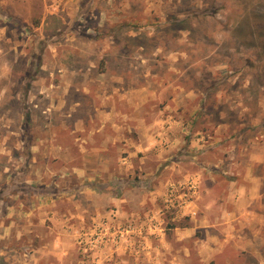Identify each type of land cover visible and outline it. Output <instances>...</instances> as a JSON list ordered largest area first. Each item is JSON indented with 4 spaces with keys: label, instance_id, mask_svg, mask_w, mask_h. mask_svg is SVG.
<instances>
[{
    "label": "rangeland",
    "instance_id": "1",
    "mask_svg": "<svg viewBox=\"0 0 264 264\" xmlns=\"http://www.w3.org/2000/svg\"><path fill=\"white\" fill-rule=\"evenodd\" d=\"M251 173L264 0H0V264H264Z\"/></svg>",
    "mask_w": 264,
    "mask_h": 264
},
{
    "label": "crops",
    "instance_id": "2",
    "mask_svg": "<svg viewBox=\"0 0 264 264\" xmlns=\"http://www.w3.org/2000/svg\"><path fill=\"white\" fill-rule=\"evenodd\" d=\"M250 177L252 181H254L251 193L247 189H244L242 192H240V197L243 200V204H246L248 207V209L245 210H249V213H251L253 216L259 218L264 217V188H262L263 186L261 184L264 181V174L253 175L251 173ZM247 196L248 199H246Z\"/></svg>",
    "mask_w": 264,
    "mask_h": 264
}]
</instances>
